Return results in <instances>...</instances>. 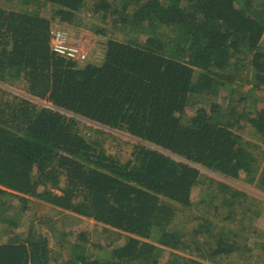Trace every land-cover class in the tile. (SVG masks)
Returning a JSON list of instances; mask_svg holds the SVG:
<instances>
[{"label":"trees","instance_id":"1","mask_svg":"<svg viewBox=\"0 0 264 264\" xmlns=\"http://www.w3.org/2000/svg\"><path fill=\"white\" fill-rule=\"evenodd\" d=\"M22 1L31 6L23 12L6 10L11 0L0 5V85L23 93L0 86V223L7 227L0 232V264L50 263L40 224L52 226L51 220L19 231V220L8 217L26 212L30 199L125 238L119 247H76L64 264H264V235L257 242L249 232L238 243L235 231L221 227H238L246 192L200 171L264 193V165L259 172L238 134L247 121L264 139V109L251 108L257 100L249 104L237 93L241 86L232 87L238 77L245 84L251 76L264 103V0ZM53 22L109 36L102 60L87 64L52 53ZM117 26L142 37L112 39ZM220 92L240 96L231 121L217 114ZM204 188L221 201L196 218L191 249L174 219L188 224L191 195ZM11 198L17 206L5 207ZM258 202L249 220L263 223L264 200ZM249 226L255 234L256 223ZM61 240V246L68 242ZM158 246L188 254L161 263Z\"/></svg>","mask_w":264,"mask_h":264},{"label":"rangeland","instance_id":"2","mask_svg":"<svg viewBox=\"0 0 264 264\" xmlns=\"http://www.w3.org/2000/svg\"><path fill=\"white\" fill-rule=\"evenodd\" d=\"M11 1H12L13 6H10V8H6L7 7L6 3L9 2V0H0V5L2 4V7H5L6 10L8 11L13 10V11H20V12L26 11L28 7H31V6H26L22 0H11ZM40 11L42 15L50 18V15H51L50 8L44 7V9H41ZM85 17L86 18L84 19L83 25L88 26L89 23H91L90 16L86 14ZM94 23H96L97 24L96 26L98 27H102V25L107 26L105 24H100L96 21H94ZM55 25H59V24L57 22H53L52 26H55ZM60 26H62V28H64L68 32L69 38L72 41H77L80 44L86 45V48L88 51V59L84 63L92 64V63L99 62L102 60V57L104 54V51H103L104 45L109 39V36L97 35L96 33L88 30L86 27L85 28H72L70 26H64V25H60ZM110 29L111 28H108V31ZM123 31L124 30L123 29L121 30V27L117 26L115 28V34L112 39L115 38L118 41H126L128 39H137V38L140 39V37H142L140 34L138 33L136 34L134 31L128 34L124 33ZM263 42H264V39H263ZM249 78L250 79H248V83L244 84L242 83L243 81H241L243 77H238L236 80H234L232 87L241 86L240 88H237L239 91L237 93H239L240 95L246 96V99H245L246 101H249L251 97L252 99L257 100L251 106V108H254L255 110L264 109L263 108L264 103L260 101L263 94L259 91L256 92L255 90H253V85L250 82L251 76H249ZM0 86H2V88L6 89L8 92H11L12 94H17L19 96L23 95L22 90L20 89L8 87L5 85H0ZM237 93H235L231 97H228V96L224 97L225 95H223V93L220 92V95H218V97L214 99L215 100L214 103H216L218 106L217 114L224 116L225 119L227 118V115L229 114L230 116L229 118H227L228 121H231L233 117L232 115L233 113H235L231 111V109L236 110L238 109L239 106L242 105V104L240 105L238 104L240 96ZM252 99H250L249 104H251ZM245 105L248 106L247 104ZM193 114L194 113L192 110H189L187 112L188 117L192 116ZM86 123L87 125L91 126L90 123L88 122ZM240 125L241 126L239 128L238 134L242 137L243 141L250 146L252 153L254 154L255 158L259 161L257 164L259 168L258 171L260 172L262 170V166L264 165V139H262L260 136H256L255 134H252L253 132L247 121H243ZM92 126L97 127V128H102L97 125H92ZM105 131L109 132L107 129ZM82 134L85 137L89 138L88 136L89 134H91V132L86 131V132H82ZM119 135L122 136L121 137L122 140L126 138V136L122 133H119ZM108 144L109 143H107L106 146H108ZM123 147L125 149V153L126 152L128 153L130 147H128L127 145H123ZM121 155L125 157V154H121ZM200 171L203 173L202 175L207 173L210 178H215V179H218L219 181L228 182L229 185L241 191H244L247 194L248 201L245 202L246 204L244 206L246 209L241 210V212L238 213L237 218H236L238 221L241 220L237 222L238 227H236L234 223H231V224L224 223L221 226L223 228V231H225L226 233L230 229H232V231H235L240 240L238 243H241L242 242L241 238L249 234V232L251 233V236L252 238H254V240H256L257 242L262 241L263 237H261V235H264V224H263L264 222L261 223V219L263 218L254 219V217H252L251 221L253 223H256V225L258 226V230L255 232V234L252 232V227L249 226L251 222L249 218H251L250 217L251 215L253 216L252 210L254 209V207H251V205L259 204L258 202L259 200H264V193L257 190L256 187H254L253 185L246 184L242 180L237 181V182L224 181L218 176L216 177L214 175L209 174L204 169H200ZM214 195H215L214 192L207 191L206 188L202 189L201 191L197 190L193 192L191 195L192 196V200H191L192 217L190 220H188V224H185V222L179 219L178 217L174 219V223L176 224L174 225L175 229L184 235V239L188 243L186 244V246L190 245L191 249H193V246L190 244L193 242L191 227L198 224L196 221V218H198L199 216L201 217V214L204 215L206 211L204 207H207L211 204L212 206H215V207L220 205L219 201H221V198L218 197L216 200H212V196ZM252 197L254 198L255 202L250 201ZM7 202L8 204L5 207H8V205L10 206V203H12L14 206L15 205L17 206V201H15L13 198L8 199ZM27 202L28 203H26V207H28V209L26 210V212H18L16 215L9 214L8 217L12 218L13 220H19V225H20L18 228L19 231L23 228L26 229L29 226L28 225L29 223L33 224L35 220L37 219L44 218L47 220H51L53 224L52 226L48 225L47 223L40 224L41 230L43 231V233L47 234V237H48V248L50 251V263L49 264H64L65 262L64 260L68 258L69 255L73 254L74 248L79 247V246L84 245L86 249L87 248L90 249L94 244L111 245V246L115 245L119 247L123 245L125 242V238L122 236L121 233L109 227L105 228V230L107 229V231L102 230L104 226L92 221L91 219L79 217L77 215L71 214L66 211H62L60 209L54 208L53 206H50V205L48 206L46 204H43V202H37L32 199H30ZM255 207H258V210H260V205L259 206L256 205ZM2 214H5L4 209L0 210V217ZM5 228H7L6 225L3 223H0V232L4 233ZM2 233H0V243H2L4 240ZM154 233L155 234L153 235V238H152L153 240H151L153 242H155L154 239L156 238V236L158 237L159 235L157 229L155 230ZM12 235H9V236L12 237ZM62 237L64 238L65 241L66 240L68 241L63 246L58 244L59 241H62L61 240ZM199 242L202 243L201 239ZM59 246H61L62 248ZM106 248L109 249L108 246H106ZM158 249L160 250L158 261L161 263H165L171 260L174 257L173 255H175L174 253L183 255L184 257H186L188 254V252H185V251L171 252L170 250L163 248L161 246H158ZM187 251H189V249ZM85 252L88 253L86 250ZM97 253H99L98 256L102 255L101 252H98V251L94 252L95 255H97ZM191 256L197 257L195 255H191ZM262 259H264V255ZM262 259H260L259 262L262 261ZM234 264H242V262L236 261Z\"/></svg>","mask_w":264,"mask_h":264},{"label":"built area","instance_id":"3","mask_svg":"<svg viewBox=\"0 0 264 264\" xmlns=\"http://www.w3.org/2000/svg\"><path fill=\"white\" fill-rule=\"evenodd\" d=\"M49 47L52 53L77 62H86L88 51L85 44L72 41L68 32L60 25L51 26Z\"/></svg>","mask_w":264,"mask_h":264}]
</instances>
